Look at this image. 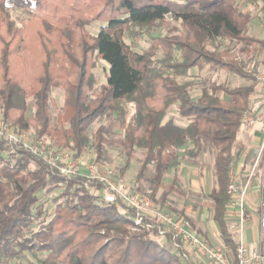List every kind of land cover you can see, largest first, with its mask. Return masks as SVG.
Returning a JSON list of instances; mask_svg holds the SVG:
<instances>
[{
	"label": "trees",
	"instance_id": "obj_1",
	"mask_svg": "<svg viewBox=\"0 0 264 264\" xmlns=\"http://www.w3.org/2000/svg\"><path fill=\"white\" fill-rule=\"evenodd\" d=\"M238 1L0 0L2 117L17 132L33 129L38 138L49 136L79 158L90 144L91 125L101 116H112L110 127L124 131L123 171L136 149L144 150L137 178L142 179L153 165L152 196L165 174L180 165L179 149L191 145L186 149L191 159L212 149L217 182L211 193L214 218L224 244L235 254V235L226 221L227 185L254 85L213 84L194 99L190 84L178 78L210 66L254 79L242 61L225 59L228 51L209 48L226 39L253 52L264 49V40L247 35L252 17L240 12ZM9 5L29 18L20 25ZM170 19L179 22L180 28L172 27ZM95 22L106 25L92 35L88 26ZM162 27L169 33L154 36L153 31ZM143 32L150 37L149 46L138 53L126 37ZM97 57L109 65L107 83L90 99ZM53 89L65 91L63 113L57 120L50 106ZM29 100L34 108L31 117L27 116ZM173 106L187 120L185 126L165 120ZM129 107L134 111L130 118ZM107 129L100 126L96 132L94 149L99 159ZM105 187L104 181L65 177L23 143L10 145L0 138V264H9L26 252L37 258L32 264H191L168 247L170 234L159 237L156 222H151L150 229L135 230L132 209L92 193ZM48 188H62L63 201L52 218L35 230L38 219L46 214L39 204ZM168 188L173 189L174 183ZM40 253L44 256L39 257Z\"/></svg>",
	"mask_w": 264,
	"mask_h": 264
},
{
	"label": "rangeland",
	"instance_id": "obj_2",
	"mask_svg": "<svg viewBox=\"0 0 264 264\" xmlns=\"http://www.w3.org/2000/svg\"><path fill=\"white\" fill-rule=\"evenodd\" d=\"M12 17L20 24L28 19L29 16L22 10H19L12 5H9ZM238 9L243 14L252 16V22H250L247 28V35L254 36L259 39H264V0H239ZM172 27L180 28V23L170 19ZM104 23H92L88 26V31L92 35H97L100 30L105 26ZM169 33L167 28H157L153 31L154 36H164ZM126 41L131 45V48L138 53H142L149 46L150 37L146 32L133 35L128 34ZM217 46V47H216ZM211 50L228 51V56L225 59L231 58L234 60L242 61L247 70L254 74L258 69L264 67V49H257L255 52L251 48L246 47L243 44L237 42H231L229 40H220L215 46L209 47ZM250 49V50H249ZM96 65L92 70V73L96 79V85L93 92L90 93V99H93L97 95L101 87L107 83V73L109 65L100 58H96ZM178 80L183 83L190 84V92L194 99H198L201 96L202 89L213 84L224 85L229 88H236L241 86L254 85L256 88V82L253 80H246L238 77L234 73L226 72L223 70H217L210 66H206L203 69L195 68L189 72L188 75L179 77ZM31 105L30 111L27 116L31 117L34 112L32 107V100H29ZM65 104V91L62 89H53L51 92V113L54 120H57L63 113ZM130 118L133 114V108L129 107ZM110 115L106 114L99 117L89 129L90 144L83 151L79 157L81 159V170L83 173H88L85 163H94L98 167V172L104 176L108 172H114L115 177L111 178L113 182L117 181L118 177L124 179L125 188L130 191H137L153 200L154 204L165 213L172 214L178 218H183L187 222L194 223L195 228L205 231L208 239L215 240V234L213 227L211 226L213 201L210 197L212 190L217 188L215 167H214V151L212 149L203 153L197 159H191L186 154V149L191 148V145L178 150L180 165L171 168L164 176L162 186L152 196L154 190V183L152 181L155 169L153 165L149 167L142 179H138V171L144 159V150L136 149L132 161L129 167L123 171L125 166L126 156L121 149V141L124 138V131L119 128H111L109 125ZM3 119L0 109V121ZM174 120L179 126H185L187 120L182 119L178 115L177 106L171 107L166 115L165 120ZM13 126L11 122L8 121ZM67 125V124H66ZM68 126V125H67ZM100 126L107 127L106 142L104 144V151L102 158L99 159L94 149V141L96 132ZM15 129V128H14ZM16 130V129H15ZM14 132L15 137H18L34 145H41L47 153L53 154L59 149L54 141L49 136L38 138L33 129L25 132ZM43 153L46 154L43 150ZM174 183V188L168 187ZM62 188H48L41 193V203L45 215L38 219L36 225L33 227L35 230L40 224L48 222L55 213L56 206L63 201L61 197ZM165 197V198H164ZM164 198V200H163ZM38 205V206H39ZM134 231V230H133ZM209 235V236H208ZM251 236V234H249ZM247 237V234L245 235ZM238 238V235H236ZM219 247H226L224 243L217 244ZM171 248V246H169ZM44 254L40 253L39 257H43ZM37 258L31 252L21 254L18 258L10 261L9 264H32L36 262Z\"/></svg>",
	"mask_w": 264,
	"mask_h": 264
},
{
	"label": "built area",
	"instance_id": "obj_3",
	"mask_svg": "<svg viewBox=\"0 0 264 264\" xmlns=\"http://www.w3.org/2000/svg\"><path fill=\"white\" fill-rule=\"evenodd\" d=\"M254 81L256 82V88L250 99L249 110L243 117L242 125L253 126L255 123H259L262 127L263 140L259 156L255 162L256 167L261 157H264V110L258 117L249 115V112L253 110L254 102L259 96L264 98V67L258 69L254 74ZM14 130V127L4 118L0 121V138L8 141L10 145L23 143L25 147L33 152L41 154L61 175L65 177L84 176L89 179L104 181L106 187L103 190L93 189L92 193L94 195L100 196L109 203L119 201L123 207L132 209L135 214L133 217L135 230L141 226L150 229L152 228L151 222H156L159 237L164 238L170 234L173 239L168 247L171 246L172 251L180 253L185 261L191 264L263 263V252L260 249H249L243 238L245 227L251 217L248 211V197L257 176L254 169L250 171L244 181L241 171L234 163H232L229 170L227 194L230 201L227 206V216L231 222L230 230L234 233L237 243L234 254L226 245V247L212 246L207 239L191 231L185 219L161 211L150 196L134 190H127L123 178L118 177L117 181L113 182L111 178L116 176L114 172H108L104 176L98 172V167L94 163L87 162L85 166L88 173H83L80 165L81 159L76 158L73 151L59 149L54 155L47 153L44 148H41V145H34L21 139V137H15L12 133ZM15 132L17 131L15 130ZM43 150L46 154L43 153ZM262 179L264 181V164ZM260 227L264 230V201L261 204ZM236 235H238V238H236Z\"/></svg>",
	"mask_w": 264,
	"mask_h": 264
},
{
	"label": "crops",
	"instance_id": "obj_4",
	"mask_svg": "<svg viewBox=\"0 0 264 264\" xmlns=\"http://www.w3.org/2000/svg\"><path fill=\"white\" fill-rule=\"evenodd\" d=\"M263 107H264V98L259 96L255 100L253 110L252 111L250 110L249 115L258 117L260 113L264 110ZM262 140H263V131L259 123H255L253 126H246L241 124L237 134L236 143L233 149V154H234L233 163L236 165L238 170L241 171L243 175V181L246 180L250 171H252L253 169L257 172V176L255 178L254 184L251 188L250 195L248 197V202H249L248 211L251 217L245 227L243 238L245 244L249 247V249H260L264 255V230L261 229L260 227L261 204L264 201L263 199L264 181L262 179V167L264 164L263 156L261 157L258 166L255 167V162L260 153ZM211 193H210V197H211ZM227 212L228 211H226V221L230 226L231 222L228 219ZM214 214H215V203L213 205L212 221H211V226L213 227V232L216 236L215 240H212L211 238L209 240L208 237H206L207 236L206 232L200 229L198 230L197 227L195 228L194 223L190 224L189 222H187V224H188V228L191 231L195 232L200 237L207 239L212 246H217L216 243L218 244L219 241L224 243V240L221 234L220 226L218 225V223L214 218ZM246 234L247 237H245ZM249 234H251V236ZM262 264H264V261Z\"/></svg>",
	"mask_w": 264,
	"mask_h": 264
}]
</instances>
